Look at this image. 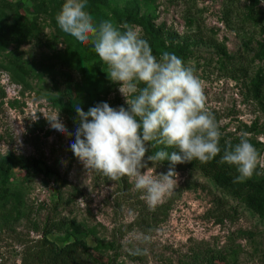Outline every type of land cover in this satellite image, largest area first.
Returning <instances> with one entry per match:
<instances>
[{
	"label": "rangeland",
	"instance_id": "1",
	"mask_svg": "<svg viewBox=\"0 0 264 264\" xmlns=\"http://www.w3.org/2000/svg\"><path fill=\"white\" fill-rule=\"evenodd\" d=\"M222 1L86 0V11L98 24L109 20L104 18L105 7L121 12L134 9L139 16H149L156 26L176 34L174 46L187 44V54L181 60L200 79L206 109L214 116L221 139L238 143L240 134L246 132L264 155V82L258 99L254 100L250 92L263 63L250 64L245 75L228 77L218 72L221 49L229 56L253 58L256 42L262 39L260 26L241 27L236 23L248 5V0H240L232 21L235 24L227 27ZM65 2L0 0V6L11 5L43 28L39 38L35 33L27 34L15 26L11 12L0 8V155L34 158L42 170L32 183L21 182L23 174L16 172L10 186L12 196L0 200V264H29L28 256L41 242L47 219L82 224L90 232L81 237L86 246L111 264H194L195 255L205 249L230 250L233 257L224 264H264L261 222L244 210H239L234 220L222 219L221 212H227L232 203H221L212 185L188 167L176 170L174 190L152 210L144 193L136 190L128 177L109 181L85 170L71 151L74 135L62 134L50 126L46 118L60 114L61 122L72 133L69 119L58 108L84 106L89 100L85 91L88 87H93L111 107L127 108L119 85L112 83L107 73L88 83L73 67L78 88L71 95L63 78L40 68V63L57 60L73 66L77 57L78 41L63 33L56 21ZM99 7L104 12H98ZM255 10L256 19L261 18L264 27L261 0H255ZM113 23L121 31L125 25L130 26ZM15 38L20 46L14 43ZM47 40H56L57 45L46 46ZM16 48L29 77L9 64V56ZM148 167L154 175L167 173L156 164ZM257 170L264 177V170ZM47 240L62 247L72 242V232H54ZM135 251L141 259L131 262L128 255Z\"/></svg>",
	"mask_w": 264,
	"mask_h": 264
},
{
	"label": "clouds",
	"instance_id": "2",
	"mask_svg": "<svg viewBox=\"0 0 264 264\" xmlns=\"http://www.w3.org/2000/svg\"><path fill=\"white\" fill-rule=\"evenodd\" d=\"M264 3V0H261ZM86 0H66L56 16L63 33L82 44L93 45L99 60L107 66L108 79L119 85L127 108H113L106 102L86 112L75 105L77 128L71 151L85 170L109 181L128 177L144 193L152 210L171 195L177 184V164L194 160L206 164L221 153V132L206 109L203 85L194 69L185 67L174 53L164 51L159 60L138 29L125 25L121 31L111 20L98 24L86 11ZM57 132L71 136L60 114L46 118ZM157 145L164 148L147 156V161L169 162L167 173L154 175L145 162L146 153ZM166 148L175 151L164 150ZM220 163L234 166V183L264 170V155L240 134L239 142H225ZM147 169L146 171H142Z\"/></svg>",
	"mask_w": 264,
	"mask_h": 264
},
{
	"label": "trees",
	"instance_id": "3",
	"mask_svg": "<svg viewBox=\"0 0 264 264\" xmlns=\"http://www.w3.org/2000/svg\"><path fill=\"white\" fill-rule=\"evenodd\" d=\"M240 0H223L222 1V17L224 24L232 28L235 23L232 24L233 19L236 16V6ZM106 6V5H102ZM1 9L8 10L14 16V24L17 28L23 32L35 33L39 38L42 34L43 28L36 22L29 21L23 14L15 10L11 5H2ZM104 8H97L98 12L103 11ZM107 14L104 18L108 17L112 22L125 23L130 26L138 28L141 32V37L148 41L151 46L153 55L159 60L162 52L167 51L174 53L180 59L187 54V44L174 46L178 37L174 33L166 32L164 26H156L153 19L149 16H139L134 9L121 12L117 9H109L105 7ZM104 12V11H103ZM261 18L256 19L255 0H248V5L245 8L242 19L239 22L241 27L244 25H251L254 27L260 26L261 40L256 42L257 51L253 55V58L248 60L245 56H229L224 49H221L222 62L219 65L218 72L221 75L228 77H235L237 75H245L249 69V65L254 62L263 63L262 69H259L255 76V84L250 88V92L255 99H258L261 93V86L264 82V27H261ZM14 43L17 46L21 45V42L15 38ZM40 43L43 40H39ZM46 46H56V40L45 41ZM9 64L12 68L24 77H29L27 68L20 63V53L18 48L11 52L9 56ZM40 68L43 70L55 72L61 78L64 79L67 85L68 92L72 95L78 88V83L73 77L74 68L80 73L82 79L88 83L96 81L98 77L106 75L107 66L99 60L98 56L93 50V45L77 44V57L73 60V66L63 60H57V62L40 63ZM89 95V100L81 108L86 112L90 107H94L96 104L105 102L101 99L96 90L93 87L85 89ZM68 119L72 126L71 131L74 135L77 128V113L75 108L70 106H59L58 108ZM75 138V136H74ZM225 140L220 139L221 153L212 161L201 164L199 161H192L184 164H177L176 170H183L188 167L191 173H197L202 178L207 180L214 190H216L221 198V203L224 205L232 203V206L227 212H221L222 219L234 220L239 210L248 212L253 217L257 218L259 222L264 226V177L254 173L253 177L242 183H234L236 176L238 175L234 166H230L227 163H220V158L223 155V149L225 147ZM232 144H236L231 142ZM149 151L146 153L145 162L148 166H152V162L147 161V156L154 154L156 151L164 148L162 145H157L151 148L148 145ZM171 153L175 149H164ZM187 166H184V165ZM164 171H168L169 162L163 161L159 164ZM23 174L21 182L32 183L38 176L42 174L40 162L34 158H26L14 154L0 155V200L4 201L12 196L10 192V186L13 184L15 173ZM258 172V170H257ZM97 176H101L96 172ZM72 232V242L65 244L62 247L56 246L53 242L47 240V237L54 232ZM89 234L82 226L75 220L68 219H47L43 225L41 234L42 240L35 247V251L31 252L28 256L29 264H111L104 260V257L100 254L93 253L81 239L84 234ZM98 247H101L100 245ZM99 249H102L99 248ZM141 255L135 251L128 255L129 261H140ZM233 257V253L229 250L205 249L200 252V255H195L194 264H224L229 258Z\"/></svg>",
	"mask_w": 264,
	"mask_h": 264
}]
</instances>
